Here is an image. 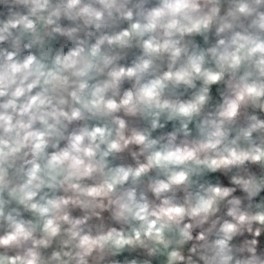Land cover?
I'll return each instance as SVG.
<instances>
[{
    "label": "clouds",
    "instance_id": "clouds-1",
    "mask_svg": "<svg viewBox=\"0 0 264 264\" xmlns=\"http://www.w3.org/2000/svg\"><path fill=\"white\" fill-rule=\"evenodd\" d=\"M0 264H264V0H0Z\"/></svg>",
    "mask_w": 264,
    "mask_h": 264
}]
</instances>
